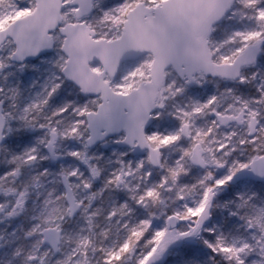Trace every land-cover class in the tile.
<instances>
[{
  "label": "snow or ice",
  "instance_id": "1",
  "mask_svg": "<svg viewBox=\"0 0 264 264\" xmlns=\"http://www.w3.org/2000/svg\"><path fill=\"white\" fill-rule=\"evenodd\" d=\"M0 264H264V0H0Z\"/></svg>",
  "mask_w": 264,
  "mask_h": 264
}]
</instances>
